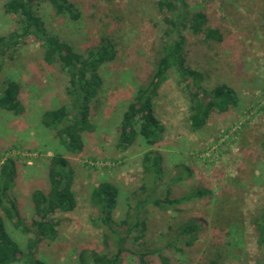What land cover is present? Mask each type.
<instances>
[{
  "label": "rangeland",
  "instance_id": "1",
  "mask_svg": "<svg viewBox=\"0 0 264 264\" xmlns=\"http://www.w3.org/2000/svg\"><path fill=\"white\" fill-rule=\"evenodd\" d=\"M0 0V35L18 29L17 17L5 14ZM76 20L57 16L42 3L38 14L47 33L56 35L73 51L85 55L91 48L109 42L113 60L99 68L102 87L99 107L92 114L94 130L83 135V149L68 155L72 163L71 189L76 207L57 214V238L38 249L49 264H80L83 251L111 253L103 245L102 232L90 224L93 214L89 190L100 181L118 189L114 219L128 212L132 222L135 205L151 198L181 197L191 190H206L179 210H160L151 203L142 206L140 219L146 229H135L128 238L131 251L162 250L170 264H259L260 253L252 218L264 208V162L258 143L264 134V0H184L193 12L205 14L206 27L220 39H204L186 29L183 54L186 65L202 75V87L219 84L231 88L237 104L224 113H212L198 131L189 129V100L184 81L173 71L153 100L154 114L163 127L159 146V184L155 189L145 179L140 154L141 139L126 151L115 147L121 115L136 87L145 84L158 58V45L165 28L164 11L156 0H69ZM164 12V13H163ZM42 47L33 37L7 50L0 69V85L8 79L19 83L23 111L15 115L0 109V166L14 162L15 179L8 192L21 219L32 218L30 193L47 188V166L55 153L65 154L53 130L41 124V114L65 104V77L57 65L42 61ZM189 82V80H187ZM192 220L198 227L191 244L181 237L165 248L166 238L178 226ZM9 236L24 246L25 235L4 220ZM139 235L137 240L132 238ZM167 247V246H166ZM123 264H137L136 255L125 253ZM146 264H161L156 254Z\"/></svg>",
  "mask_w": 264,
  "mask_h": 264
},
{
  "label": "trees",
  "instance_id": "2",
  "mask_svg": "<svg viewBox=\"0 0 264 264\" xmlns=\"http://www.w3.org/2000/svg\"><path fill=\"white\" fill-rule=\"evenodd\" d=\"M108 1V0H102ZM48 4L57 16L67 15L71 20L78 18L75 5L69 0H6L3 3L5 14L17 17L18 29L7 35H0V69L4 53L18 46L26 38L33 37L42 47V61L46 65H57L65 77L64 94L66 103L55 109H47L41 114V124L55 132V138L64 147L65 154L55 153L49 158L47 166V188L34 189L30 193L32 218L26 224L20 217L17 205L8 197L15 175L14 162L7 159L0 166V264H49L38 255L44 241L57 238L60 220L57 214L75 209L76 200L71 189L73 169L68 155L79 154L83 149L84 133L94 130L92 114L99 107V92L102 79L99 68L113 60L114 47L103 43L99 48H91L85 55L72 50L56 35L47 33L43 19L38 14L39 6ZM156 6L165 12V28L158 45V58L154 69L145 84L138 85L133 97L127 103L119 121V132L115 147L126 151L138 139L146 149L140 154V167L145 179L155 187L159 184V160L155 148L159 146L163 127L157 120L153 100L158 94L160 84L166 80L169 71L175 72L184 81L189 100V129L200 130L212 113L221 114L237 104L234 91L225 84L207 90L202 87V75L190 69L185 62L183 32L188 29L194 34H202L204 39H220L218 31L206 27V16L201 11L193 12L184 0H156ZM163 12V13H164ZM189 80V82L187 81ZM21 87L16 80L8 78L0 85V109L19 115L23 111L20 102ZM264 162V134L258 143ZM206 190H191L181 197L155 198L147 195L135 205L136 215L132 222L128 212L122 220L115 221L118 189L111 181H100L89 190L88 198L92 209L91 226L105 230L102 232L103 245L108 248L113 241L114 251L100 253L83 251L80 264H123L125 253L136 255L137 264H146V257L156 254L161 264H170L162 250L134 252L128 249L129 235L135 230L140 236L146 229L145 219H140L142 206L151 203L160 210H179L180 205L202 197ZM4 220L11 222L14 229L25 235L24 246L20 247L7 233ZM256 235V246L261 255L259 264H264V208L259 209L252 218ZM198 227L190 220L177 228L173 237L166 238L165 248L175 246L181 237H187L190 245L192 233ZM139 235L132 238L134 241ZM167 246V247H166Z\"/></svg>",
  "mask_w": 264,
  "mask_h": 264
}]
</instances>
